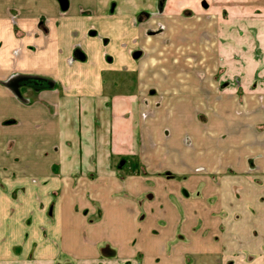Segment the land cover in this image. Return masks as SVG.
I'll use <instances>...</instances> for the list:
<instances>
[{
	"label": "crops",
	"instance_id": "crops-1",
	"mask_svg": "<svg viewBox=\"0 0 264 264\" xmlns=\"http://www.w3.org/2000/svg\"><path fill=\"white\" fill-rule=\"evenodd\" d=\"M222 1L0 0V264H264V86L215 85Z\"/></svg>",
	"mask_w": 264,
	"mask_h": 264
},
{
	"label": "rangeland",
	"instance_id": "rangeland-1",
	"mask_svg": "<svg viewBox=\"0 0 264 264\" xmlns=\"http://www.w3.org/2000/svg\"><path fill=\"white\" fill-rule=\"evenodd\" d=\"M259 4L260 1L257 0L252 2L251 5L257 13L253 16L254 18L252 20H248V0H223L220 2V5L224 8L222 19L225 23L230 22L231 24L230 30L226 29L225 36L223 35L221 40V53H225L227 60H221V66L214 76L215 85H219L222 96L229 89H234L238 93H241L248 91V87H250L251 90H255L258 87L264 86V47L253 45V47L249 49L248 46V21H258L261 19V16L263 18L264 15H261L262 12ZM229 8H236V11L238 12V14L235 15V17H232V19L230 18ZM250 32L251 34H254V36L258 35V31L255 32L254 30H251ZM234 48L236 49L235 53L233 52ZM130 80H132V78ZM128 85H133V81H130ZM243 225L244 223L241 224V229L243 228ZM175 242L184 246L187 240L181 235V232L178 231ZM187 261L189 264L192 263L190 258H188ZM239 261L248 264V253H244L243 255L236 253L232 258L227 259L226 262L224 261V264H239ZM58 264L76 263L70 259H63ZM97 264L104 263L103 261H100V263ZM125 264L139 263L128 261Z\"/></svg>",
	"mask_w": 264,
	"mask_h": 264
},
{
	"label": "water",
	"instance_id": "water-1",
	"mask_svg": "<svg viewBox=\"0 0 264 264\" xmlns=\"http://www.w3.org/2000/svg\"><path fill=\"white\" fill-rule=\"evenodd\" d=\"M63 9L68 7V0H59Z\"/></svg>",
	"mask_w": 264,
	"mask_h": 264
},
{
	"label": "trees",
	"instance_id": "trees-1",
	"mask_svg": "<svg viewBox=\"0 0 264 264\" xmlns=\"http://www.w3.org/2000/svg\"><path fill=\"white\" fill-rule=\"evenodd\" d=\"M165 3H166V0H160V9H163Z\"/></svg>",
	"mask_w": 264,
	"mask_h": 264
},
{
	"label": "flooded vegetation",
	"instance_id": "flooded-vegetation-1",
	"mask_svg": "<svg viewBox=\"0 0 264 264\" xmlns=\"http://www.w3.org/2000/svg\"><path fill=\"white\" fill-rule=\"evenodd\" d=\"M159 6H160V0H159Z\"/></svg>",
	"mask_w": 264,
	"mask_h": 264
}]
</instances>
